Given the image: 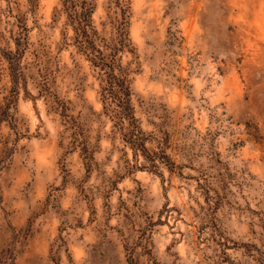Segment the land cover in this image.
Masks as SVG:
<instances>
[{
	"label": "rangeland",
	"instance_id": "rangeland-1",
	"mask_svg": "<svg viewBox=\"0 0 264 264\" xmlns=\"http://www.w3.org/2000/svg\"><path fill=\"white\" fill-rule=\"evenodd\" d=\"M95 1L145 152L61 1L0 0V264H260L264 0Z\"/></svg>",
	"mask_w": 264,
	"mask_h": 264
},
{
	"label": "trees",
	"instance_id": "trees-1",
	"mask_svg": "<svg viewBox=\"0 0 264 264\" xmlns=\"http://www.w3.org/2000/svg\"><path fill=\"white\" fill-rule=\"evenodd\" d=\"M67 23L74 32L73 43L85 55L97 71L99 95L102 107L119 131L124 132L125 142L136 153L145 152L144 133L135 118L132 104L131 70L122 65L126 52L134 54L127 32V22L117 28L116 34L106 41L94 29L92 15L96 9L95 0H60ZM159 160L154 158L152 161ZM264 264V253L260 256Z\"/></svg>",
	"mask_w": 264,
	"mask_h": 264
}]
</instances>
